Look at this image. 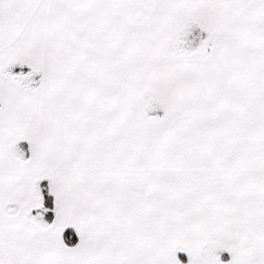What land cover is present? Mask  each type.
<instances>
[{
  "label": "snow or ice",
  "instance_id": "6c2138e0",
  "mask_svg": "<svg viewBox=\"0 0 264 264\" xmlns=\"http://www.w3.org/2000/svg\"><path fill=\"white\" fill-rule=\"evenodd\" d=\"M0 264H264V0H0Z\"/></svg>",
  "mask_w": 264,
  "mask_h": 264
}]
</instances>
